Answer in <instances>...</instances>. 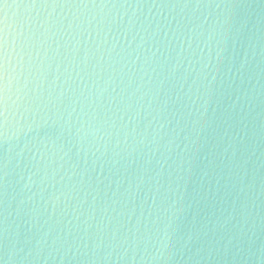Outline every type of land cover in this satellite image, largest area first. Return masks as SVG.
<instances>
[{"label": "water", "instance_id": "1", "mask_svg": "<svg viewBox=\"0 0 264 264\" xmlns=\"http://www.w3.org/2000/svg\"><path fill=\"white\" fill-rule=\"evenodd\" d=\"M225 2L232 4L233 8L36 10L40 20L50 16L52 21L46 38L37 45L34 52L38 53L35 55L36 64L39 66L42 63L47 69L49 82L60 75V83L63 84L67 69L76 83H79L76 72L80 69L76 68L72 72L67 59L68 49L72 46L69 44V33L72 30L67 28V22L78 17L77 23L82 25L75 31L76 38L84 42L80 50L81 60L88 46L89 32L91 33L94 59L87 71L95 72V75L85 82L95 99L91 107L85 101L74 105L76 113L72 117L73 134L80 127L76 116L82 122H88L94 112L99 116L93 122L99 128L97 138L89 135L83 141L82 151L79 143L72 150L74 160L75 153L80 152V167L76 169L77 175L73 183L81 179L84 160L88 161L89 168L96 161L97 169L95 173L89 172L88 176L83 177L84 188L81 190L77 187L78 200L67 201V214L62 215L65 197L60 196V183H56L55 194L60 196L61 202L54 215L51 203L44 204L41 201L37 187L33 186L31 191L25 193V200L32 196L34 206L41 212L34 229L38 232L36 240L52 230L51 238L47 239L45 258L53 238L67 237L69 220L73 221V225H80L79 233L74 227L72 231L73 237L83 239L79 247L84 252V244L92 247L95 243L85 238L87 225L91 224V231L95 232L102 220L108 225L109 220L115 217L109 233L121 224L123 227L116 234L121 245L112 254L110 264H133V257L135 264H264V0ZM88 22H91V28ZM101 22L108 23L112 31L108 32ZM129 22H133L134 27L127 40L133 49L141 53L140 61L134 68L127 62V66L119 62L113 63L108 55L114 42L124 44L123 30ZM98 23L103 29L99 37L96 30ZM157 25L161 28L159 32ZM178 25L185 27L180 34L174 35ZM192 30H195V36ZM40 31L43 32L44 29ZM81 31H84L82 37ZM105 36L109 43L101 49L103 62L100 67H95L99 60L96 44ZM166 37L176 51L180 47L186 49L183 66L176 73L175 79L171 76L164 79L166 73H162L156 65L143 63L144 55L150 56L157 48L160 49L157 56L160 53L167 54ZM172 55L175 57L176 52ZM135 56L136 52H133L130 59L134 60ZM188 60L193 61L196 72L203 67V73L195 85L193 81L196 79V72L189 75L185 71ZM171 63L175 64V59ZM121 69L125 74L130 69L136 71L132 87H125L128 81L126 77H122ZM185 76L186 80L183 79ZM141 83L144 87L133 98V109L124 115L120 110L124 108L120 104V95L127 100L133 89ZM158 85L162 89L159 96L148 91L149 87L156 89ZM113 88L116 89L115 93L112 92ZM92 100L93 97L89 96V101ZM165 103L167 108L164 107ZM49 108L51 111L45 109L35 116L37 122L50 118L48 124H52L57 118V109L53 105H49ZM81 108L88 115H84ZM137 110L140 112V129L125 141L121 126L128 124L129 117L134 118ZM60 112L66 121L71 112L67 101L60 106ZM153 116L156 117L155 120H152ZM120 117H123V121ZM149 120L152 121V126L146 129L145 125ZM197 120L198 124L195 123ZM133 124L135 119L129 124V128ZM14 131V128L10 131V137ZM47 133L48 129H43L40 134L44 136ZM26 139L25 136H20L19 141L15 137L11 139L15 148L9 163L10 244H15L18 227L21 231L29 227L24 223L29 217L21 218L16 214L21 198L20 189L27 183L33 158L39 159L35 147L30 145L31 151L24 150ZM133 139L136 141L134 144ZM170 139L173 141L171 144ZM117 140L121 141L119 146ZM133 149H137L134 154L136 163L130 164V170L126 172V161L133 159L129 155ZM114 152L120 155L114 157ZM148 159H152L148 169V180L151 183L146 181L137 189L139 177L143 175V161ZM137 164L142 167L138 169ZM101 165L104 166L106 179L98 186L97 195L95 177L100 175ZM161 168L163 173L157 176ZM65 172L71 175L68 168ZM64 174L61 173L62 176ZM22 175L23 181L20 180ZM56 179L59 181L60 176ZM157 182L160 185L159 193L156 192ZM63 183L68 184L67 178ZM89 185L92 186L91 191ZM118 190L122 194L121 202L113 205L112 193ZM53 191L49 186L46 200H50ZM63 191L67 192V189ZM94 198L98 210L92 216L90 210ZM85 199L87 204L83 203ZM78 202L82 210L89 211L80 215L77 221L73 217L79 215L74 211ZM42 204L47 207L46 213ZM49 216L52 219L49 220ZM160 241L167 245L163 250V258L153 260V256L159 255ZM108 243V239H105L103 255H107ZM35 244L34 241L31 247H35ZM56 247H59V242ZM28 250L25 248L22 255H27ZM65 251L66 248L55 254L49 264H69V260H64ZM75 254L74 248L69 253V259ZM8 257L4 261L3 253L0 252V264H15L11 252ZM40 264H44L43 260ZM71 264H75V261ZM100 264L108 262L101 261Z\"/></svg>", "mask_w": 264, "mask_h": 264}, {"label": "snow or ice", "instance_id": "2", "mask_svg": "<svg viewBox=\"0 0 264 264\" xmlns=\"http://www.w3.org/2000/svg\"><path fill=\"white\" fill-rule=\"evenodd\" d=\"M144 7H161V8H171V9H211V8H224L231 9L233 5L225 2V0H0V252L3 253L4 261L8 260V253L11 252L14 258L15 264H40L43 260L44 264H49V261L54 259V255L64 251V260H69V264L75 261V264H100L101 261H106L110 264L112 259V254L120 247L121 242L117 241V233L120 228L123 227L121 224L116 229L109 233V228L115 217L109 220L108 225L103 223V220L96 226L95 232L91 231L92 225L88 224L85 229V238L92 242L94 241V246L89 247V244H84L86 251L81 252L79 244L83 243V239L73 237L72 228L79 233L80 225L77 223L73 225V221H68L69 232L67 237L61 238L59 236L52 239V246L47 252V258H45V248L47 247V239L51 238L52 230L44 233L40 236L37 241L36 237L38 235L37 231H34L36 225L38 224L39 216L41 212L33 204V197L28 196L25 200V193L31 191L32 187L35 186L39 189L40 199L44 204L51 203L53 215L55 214L56 207L61 202L60 196L65 197V209L62 215L67 214V201L69 199H77V187L83 189L85 185L84 176H88L89 172L95 173L97 169L96 161H93L91 168L87 167L88 161L84 160V169L81 174V179L73 183L75 176L77 175L76 169L80 167L79 159L80 152L75 153V160L72 155V150L77 143L81 145V151L83 141L92 135L97 138V133L99 128L93 123L98 120V113H93L88 122L80 121V117L76 116L77 121L80 123V127L76 130L75 134L72 132V117L76 113L75 104L85 101L88 102L87 106L91 107L94 102V93L89 90L88 84L85 82L86 79H90L95 72H89L87 69L92 66V61L94 56L91 51V45L94 43L91 40V33L89 32L88 46L85 49V54L83 59H80L81 45L84 43L81 39L76 38L75 31L82 27L81 24L77 23L78 17H74L72 20L67 22V28L72 30L69 35L71 39L69 44L71 48L68 49L69 56L67 57L69 66L72 72H75L76 68L80 71L76 72V76L79 77V83L77 84L73 78L71 72L67 69L65 70L67 75L63 84L60 83V75H57L52 81L47 80V69L41 63L39 66L36 64L35 49L38 44L46 38L47 33L51 27V17H47L44 20L39 19V13L36 11L38 9H57V8H76V9H107V8H144ZM66 19V18H65ZM60 23V21H57ZM103 23V27L108 29V32L112 31V28L108 23ZM207 23V20H205ZM89 28H91V22H88ZM134 23L129 22L127 28L123 30L124 32V44L121 45L119 41L114 42L108 52V55L112 59L113 63H121L124 66L130 64L133 68L140 61L141 53L136 49H133L131 44L127 40L128 34L133 30ZM150 27V25H149ZM184 25H178L176 33L174 35L180 34ZM44 29L43 32L40 29ZM97 35L99 37L100 32L103 30L100 23L97 24ZM84 31H87L85 29ZM84 31L80 32V36L84 35ZM147 31V29H145ZM161 31L159 25H157V32ZM171 31V29H169ZM193 36H195V30H192ZM155 35V33L153 34ZM202 35V33H201ZM74 40V43H73ZM135 40V36H133ZM108 37L96 44V54L99 56V60L96 61L95 67H100L103 62V55L101 54V49L104 45L108 44ZM143 43V41H142ZM166 55L165 53H160L157 56V52L160 51L159 48L151 55H144L143 63L145 65L154 64L157 68L161 70L162 73H166L164 79H168L169 76L172 79L176 78V73L183 66V61L185 57L186 49L180 47L179 51L171 47V41L165 38ZM191 46L189 45V48ZM119 48V51H117ZM136 52L135 59H130L132 53ZM176 52L175 57L172 53ZM114 54V55H113ZM194 55V53H192ZM175 59L176 63L172 64L171 61ZM210 63V61H209ZM83 65V67H81ZM111 66V65H109ZM206 67V66H205ZM155 71V69H154ZM185 71L190 75L192 72H196V68L192 60H188V68ZM203 73V67L199 72H196V81L200 79ZM146 74V73H145ZM122 77H126L128 83L125 86L132 87L135 82L136 71L129 70L128 73H123L121 69ZM111 79V77H110ZM143 78L141 77V80ZM187 79V76L183 77ZM207 79V76H204ZM123 78L121 83H123ZM163 83V81H161ZM75 85V87L73 86ZM144 85L141 83L138 87L134 88L131 96L125 100L123 95H120V104L124 105L123 109L124 115H127L129 111L133 109V98ZM106 90V89H105ZM149 92H154L156 96L160 95L162 89L158 85L156 89L149 87ZM112 92L115 93L116 89L113 88ZM89 96L93 97L92 101H89ZM116 97H113L115 99ZM143 99V94L141 96ZM67 101L68 107L71 108V112L68 113V119L64 121V118L60 112V106L65 104ZM49 105H53L57 109V118L52 122L51 125L48 124V119H43L41 122H37L35 116L40 112L51 111ZM167 108V103L164 105ZM151 108V105H149ZM81 112L84 109L81 108ZM84 115L88 113L84 112ZM151 115V112L149 113ZM123 121V117H120ZM133 119H135V124L129 128V124H132ZM156 117L153 116L152 120ZM171 122V121H169ZM107 123V120H105ZM140 112L137 110L135 117H129L128 124H122L121 131L123 132L124 139L127 141L133 134L138 133L140 129ZM195 123H199L197 120ZM102 126V125H101ZM152 126V121L149 120L145 128H150ZM115 127V125H113ZM160 127H163L161 125ZM12 137H15L19 141L20 136L27 137L24 143V150L31 151L30 145L35 147L36 154L39 159L33 158L32 167L27 175V183H24L20 189L19 195L20 200L18 207L16 209V214L18 217L27 216L29 219L24 221L29 227L25 231H21L17 228L15 233V244H10L9 239V217L11 213L9 208V163L11 159V154L15 148V145L11 143L12 137L9 133L12 129ZM48 129V133L41 136V130ZM91 130V131H90ZM163 139V137H160ZM173 141L170 139L169 144ZM121 143L117 140V146ZM136 141L133 139V144ZM129 147H131L129 145ZM137 149H133L129 153L133 159L131 161H126L125 171L130 170V164L136 163L135 152ZM120 153H113V156H119ZM152 164V159L143 161V175L139 177V181L136 185L139 189L140 184H144L148 180V169ZM141 164H137V168H141ZM68 168L71 171V175L65 172ZM65 174L62 176L61 173ZM163 173V168L161 172L157 173V176H161ZM111 175V169H109V176ZM135 175V174H134ZM57 176H60V180L57 181ZM67 178L68 184L65 185L63 181ZM180 177H177L179 179ZM91 179V177H89ZM104 179V166H100V175L95 177V184L97 185V195H99L98 186L103 183ZM20 180H24V176L20 177ZM56 183H60L61 189L60 196L55 194ZM51 186L54 191L50 197V200H46L45 196L48 187ZM89 191L92 190V186L89 185ZM67 189V192L63 189ZM127 191V190H126ZM160 185L157 182L156 192L159 193ZM35 195V194H34ZM87 195V193H85ZM122 194L119 192L112 193V203L113 205L119 204L121 202ZM87 204V199L83 201ZM127 201L125 200V205ZM155 203V201H154ZM43 207L44 212H47V207ZM96 200L93 199V207L90 212L94 216L98 210L96 207ZM75 212L79 213L73 217L74 220H79L80 215H84L88 212V209L82 210L81 205L77 204L74 209ZM115 211V208H113ZM48 219H52L51 216ZM60 221H58L59 223ZM130 231V229H129ZM139 231V229H137ZM166 235V233H165ZM108 239V252L107 255H103V244L104 240ZM126 239V238H125ZM139 240V237H138ZM36 242L35 247H31L33 242ZM57 242H59V247H56ZM16 245H23V247L17 248ZM138 246V244H137ZM167 247L164 241H160V248L158 250L159 255L153 256L152 259H162L163 250ZM25 248H28L27 255H22ZM76 249V254L69 259V253L73 249ZM120 259H125L120 257ZM127 264V262H126ZM133 264H135V258L133 257Z\"/></svg>", "mask_w": 264, "mask_h": 264}]
</instances>
